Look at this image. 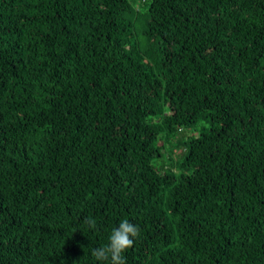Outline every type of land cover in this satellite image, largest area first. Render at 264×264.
Segmentation results:
<instances>
[{
	"label": "trees",
	"instance_id": "obj_1",
	"mask_svg": "<svg viewBox=\"0 0 264 264\" xmlns=\"http://www.w3.org/2000/svg\"><path fill=\"white\" fill-rule=\"evenodd\" d=\"M141 2L0 0V264H264V0Z\"/></svg>",
	"mask_w": 264,
	"mask_h": 264
},
{
	"label": "clouds",
	"instance_id": "obj_2",
	"mask_svg": "<svg viewBox=\"0 0 264 264\" xmlns=\"http://www.w3.org/2000/svg\"><path fill=\"white\" fill-rule=\"evenodd\" d=\"M84 223L91 229H95L97 226V222L93 218H85ZM139 235V227L124 219L117 228L112 230L108 245L94 248L91 255L97 261H108L109 264H127L124 254L134 246Z\"/></svg>",
	"mask_w": 264,
	"mask_h": 264
},
{
	"label": "rangeland",
	"instance_id": "obj_3",
	"mask_svg": "<svg viewBox=\"0 0 264 264\" xmlns=\"http://www.w3.org/2000/svg\"><path fill=\"white\" fill-rule=\"evenodd\" d=\"M135 3H140L142 6H146V3L143 4L141 0H134ZM142 25V21L139 20L138 22V27ZM201 123L196 125L195 127H188L186 128L183 132L182 135L188 136L189 134H193L195 129V133L200 129ZM181 153V145L177 144L175 141V138L173 137L171 140L167 142V144L164 147V153L161 157H159L154 163L157 167H160L161 165L167 166L169 165L170 162L176 161L178 156H180ZM170 156V157H169ZM174 165L172 166V169L174 170L175 173L181 172L183 169L181 166H178L175 162L173 163Z\"/></svg>",
	"mask_w": 264,
	"mask_h": 264
}]
</instances>
